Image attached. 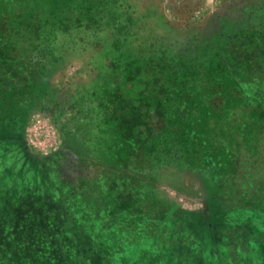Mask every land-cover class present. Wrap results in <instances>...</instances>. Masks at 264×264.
Instances as JSON below:
<instances>
[{
	"label": "trees",
	"instance_id": "obj_1",
	"mask_svg": "<svg viewBox=\"0 0 264 264\" xmlns=\"http://www.w3.org/2000/svg\"><path fill=\"white\" fill-rule=\"evenodd\" d=\"M34 111L61 135L48 154L22 139ZM4 175L0 209L14 175L46 208H10L24 229L50 211L105 225L140 264H264V0L181 25L159 0H0Z\"/></svg>",
	"mask_w": 264,
	"mask_h": 264
},
{
	"label": "rangeland",
	"instance_id": "obj_2",
	"mask_svg": "<svg viewBox=\"0 0 264 264\" xmlns=\"http://www.w3.org/2000/svg\"><path fill=\"white\" fill-rule=\"evenodd\" d=\"M225 0H159L160 5L168 19L178 25L188 22H201L214 13V10ZM244 0H235V4H241ZM246 2V1H245ZM74 58H69V61ZM76 60V59H75ZM74 60V61H75ZM69 64V63H68ZM78 64L73 62L65 70L58 72L56 77L62 78L74 72ZM23 142L27 150L34 155H44L56 150L62 142L61 135L53 120L44 113L33 112L30 114L24 133ZM5 178L0 176V181ZM14 178V179H13ZM17 175L10 176L7 182V199L0 209V217L13 214L12 209L22 204L35 209H46L42 200L33 199L28 194L27 199L21 200V194L26 190L18 187ZM159 189L168 198L176 202L185 210L195 211L202 204L201 193L191 197L178 193L167 185H159ZM39 215V216H38ZM30 222L24 229L16 222L4 220L11 229L7 233L6 228L0 225V246L8 250V261L0 252V264H140L142 258L136 259L130 253L126 244L117 242L114 236L108 233L105 225L99 226L96 222L77 218L74 221L64 219L65 216L56 212L39 211L32 215ZM17 221V218H14ZM64 222L59 225L58 221ZM40 221V222H38ZM42 221V222H41ZM29 222V223H30ZM26 223V224H29ZM12 233V234H11ZM20 236L23 237L20 239ZM34 238L28 242L27 238ZM21 240L23 245H17L12 241ZM5 259V260H3Z\"/></svg>",
	"mask_w": 264,
	"mask_h": 264
},
{
	"label": "flooded vegetation",
	"instance_id": "obj_3",
	"mask_svg": "<svg viewBox=\"0 0 264 264\" xmlns=\"http://www.w3.org/2000/svg\"><path fill=\"white\" fill-rule=\"evenodd\" d=\"M245 1H247V0H244L243 3L237 5V4L234 3L235 0H225L219 5L218 8H216L214 10V12L216 10H219V8H222L225 11L227 10V12H231L232 15H235L242 8V6L245 4ZM34 112H39V111H34ZM40 113H42V112H40Z\"/></svg>",
	"mask_w": 264,
	"mask_h": 264
}]
</instances>
